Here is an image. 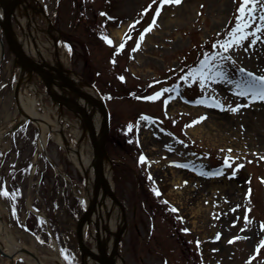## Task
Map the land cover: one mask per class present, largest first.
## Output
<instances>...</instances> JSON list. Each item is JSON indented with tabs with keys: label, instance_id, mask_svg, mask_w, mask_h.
I'll list each match as a JSON object with an SVG mask.
<instances>
[{
	"label": "rangeland",
	"instance_id": "374dc122",
	"mask_svg": "<svg viewBox=\"0 0 264 264\" xmlns=\"http://www.w3.org/2000/svg\"><path fill=\"white\" fill-rule=\"evenodd\" d=\"M38 1L58 30L63 64L96 84L110 112L106 147L112 183L129 220L119 243L125 263L264 264V246L258 247L264 240V100L253 99L252 92L240 94L247 72L264 75V39L252 43L250 36L227 53L216 44L230 39L242 0ZM29 7L48 28L40 9ZM262 10L264 0H258L256 11ZM255 23L264 21L257 15ZM14 26L20 36V25ZM40 33L53 50L49 34ZM216 53L233 59L221 62ZM206 54L213 78L181 79ZM11 60L7 51L1 76L9 74ZM16 72L3 78L6 87L0 90V188L12 193L0 195V218L16 243L45 264L57 263L56 252L66 264V254L72 264H81L73 228L87 179L49 130L42 148L35 122L24 120L5 133L20 117L13 97ZM161 88L167 91L157 99H145ZM32 99L39 113L56 119L50 98ZM60 120L69 143L77 144L74 126ZM180 161H193L198 171L179 170ZM208 168L215 169L208 189L195 195L192 184L183 193V180L192 177L191 184L198 178L200 185V170ZM94 228L89 222L90 241ZM0 264L38 263L28 254L12 260L0 253Z\"/></svg>",
	"mask_w": 264,
	"mask_h": 264
},
{
	"label": "water",
	"instance_id": "95a60500",
	"mask_svg": "<svg viewBox=\"0 0 264 264\" xmlns=\"http://www.w3.org/2000/svg\"><path fill=\"white\" fill-rule=\"evenodd\" d=\"M22 2L23 0H4L3 13L0 17L2 32V34L0 33V64L4 59L6 43L9 50L14 54L16 63L21 67V72L15 86V99L20 112L25 117L31 120L36 119L21 107L19 94L21 84L25 74H27L28 78H32L33 75H38L43 80L45 94L50 97L58 110L63 113L64 108H66L74 114V117L79 123L78 127L81 130L78 141L86 140L91 145L98 185L86 198L83 207L76 215L74 224L82 264H85L87 259L96 264H117L116 256L120 257L122 264H126L124 258L119 254V243L128 229L126 208L116 195L113 186L110 185L106 176V165L107 163H112V159L106 149V141L110 131V114L108 108L94 83L62 64L56 39L54 43L56 54L54 60L35 58L16 41L14 38L13 19L20 23L16 15V10L21 8ZM29 5L34 9V5ZM39 7L49 22V31L52 34V30L56 28L52 23L51 17H49L41 4H39ZM25 11L28 16L26 6ZM96 111L102 115L104 121V132L101 137L98 136L94 126V114ZM21 122L19 121L13 128L19 126ZM106 192L110 193L114 204L118 206L123 218V225L115 234L109 253L102 244L99 245V250H96L92 245L90 246L88 244L85 237V226L92 221V212L99 205L100 200ZM21 250L34 256L36 259L38 258L35 253L27 248H21ZM0 252L7 257L13 258L12 253L5 252L1 247Z\"/></svg>",
	"mask_w": 264,
	"mask_h": 264
},
{
	"label": "bare ground",
	"instance_id": "6f19581e",
	"mask_svg": "<svg viewBox=\"0 0 264 264\" xmlns=\"http://www.w3.org/2000/svg\"><path fill=\"white\" fill-rule=\"evenodd\" d=\"M1 1H0V17L3 13V8H4V0ZM34 1L35 0L23 1L22 7L16 10V14L19 15V17L18 16L17 17L22 24L23 36L15 39L16 41H18V43H20L26 49H28V51L32 55L38 56L40 58L54 59L56 55L55 52L50 48V46L42 42L40 32L48 33L49 34L48 37L52 38V40H49V42L52 44H53V39L56 37V33L55 32H53L52 34L49 33L47 28L41 27L40 24L37 23V21H35L33 15L29 17L27 16L29 18L27 19L26 11L25 13H23L24 7L25 6L27 7V4L29 5L31 2ZM32 98L33 97H30L29 99L25 100V102H23V107L29 113L33 115L41 116L43 118L40 121V124L42 126V142H41L43 143L42 145H44L46 142V135H45L46 132L48 130L51 131L54 140H56L64 147V149L67 151L68 157L71 160V162L87 179L85 192L84 195H82L84 199H86L98 185L94 156L91 145L86 140L79 141L77 144H70L69 142H67L68 135L65 131L64 128L65 126L60 125L58 119H54V118L51 119L48 113L46 114L39 113L36 110V102ZM51 113H53V111H51ZM94 126L96 128L98 136L101 137L104 132V121L102 115L98 111H96V113L94 114ZM72 131L77 138L81 134V130L79 129V127L74 126L72 128ZM106 176L108 178L110 185L113 186L111 167L106 169ZM211 181L212 180H210V182ZM179 183H181V181H179ZM178 193L180 194L181 192ZM91 220L95 224V228L90 238L91 242L93 243V247L96 250H99V245L102 244L104 247H106V250L109 253L113 245L115 234L123 225L122 215L119 209L117 208V206L114 204L109 192H106V194H104V196L99 202V205L92 212ZM86 229H88L87 225H86ZM2 238L6 239V243L2 241ZM86 238L88 239L87 230H86ZM16 242L17 241H15V239L13 238V235L8 234V230L4 225V221L0 218V245L4 246L6 250L5 252L14 253L13 254L14 257L18 256L19 254H26V252H22L18 250L21 246ZM53 258L55 261H57L56 264H66L62 260V257L60 256L59 252H56V254L53 255ZM116 263L121 264L119 256H116ZM40 264H45V263L42 262V260L40 259ZM85 264H96V263L87 259V262Z\"/></svg>",
	"mask_w": 264,
	"mask_h": 264
},
{
	"label": "snow or ice",
	"instance_id": "6c2138e0",
	"mask_svg": "<svg viewBox=\"0 0 264 264\" xmlns=\"http://www.w3.org/2000/svg\"><path fill=\"white\" fill-rule=\"evenodd\" d=\"M180 3L181 0H161V3ZM151 5H149L150 7ZM258 6V0H242V2L239 4V7L237 11L240 13L236 17V23L234 28L228 32V36L230 39H225L223 43L221 44V41L217 40L216 44H220L223 48L224 52L227 53V49L230 48L232 45H242V43L245 40H248L250 36L254 37L252 40V43H255L258 40L264 39V23L256 24L255 20L257 15L259 16L260 21H264V10L261 11V13H257L256 9ZM147 9H145L146 11ZM161 9L157 7L155 9L156 14L158 15L160 13ZM106 15V14H105ZM155 23V17L153 18V23L149 24L145 29L144 32H147ZM144 32L140 33V39H143ZM107 39V37H105ZM108 43L111 44L112 41L108 40ZM124 47L123 44L117 48V51L122 49ZM137 47H139V41H137ZM215 59L223 62L225 59L232 60L233 57L230 55L228 56H222L220 53L215 54ZM241 71L247 72L245 69H241ZM215 72L214 66L209 63V57L206 54L204 56V59L200 61V64L198 67H194L189 71L188 77H181V79H188L191 77H199L201 81H205L209 78H213V73ZM215 75H223L221 72L215 73ZM247 75L249 79L244 82L243 87L246 89V91H242L241 95H247L248 92L253 93V99H262L264 100V75H261L259 77L256 76L255 73L247 72ZM121 80L124 79L123 76L120 77ZM166 89L161 88L159 92L154 93L151 96L145 97V99L148 100H155L157 97L161 94L166 92ZM222 107V105H220ZM233 111H236L238 109L233 108ZM206 117H199V119H204ZM197 121H193L192 123H196ZM231 151V149H229ZM146 157L143 155L140 156V160H145ZM235 175V173H233ZM15 190H13L14 192ZM0 195H3L5 197H8L12 195L7 188H0ZM157 195H159V192L157 190ZM247 219V217H245ZM184 231H188V229H184ZM259 246H264V240H261L259 242ZM66 251V250H62ZM65 259L69 262V264H72L73 257L70 255H65Z\"/></svg>",
	"mask_w": 264,
	"mask_h": 264
},
{
	"label": "flooded vegetation",
	"instance_id": "af4514ba",
	"mask_svg": "<svg viewBox=\"0 0 264 264\" xmlns=\"http://www.w3.org/2000/svg\"><path fill=\"white\" fill-rule=\"evenodd\" d=\"M181 162L182 161H180L179 162L180 165L177 166V167H180L179 170L183 169V171H185V172H191L192 171L191 169L197 170V167L195 166V163L193 161H186L185 163H181ZM200 171H201L199 173L201 175V177L199 178V179H201L200 180L201 181L200 185L197 182L198 178H193L195 180H193L192 183L190 184V181H191L192 177L188 176V178H186V180L185 179L183 180V184L182 185H183V188H184V191H185L183 193H187V191H188V187L187 186L188 185L190 186L192 184H193V186H194V184L197 185L196 188L193 189V190H195V195H198V193L208 189V185H209L208 181L211 180L210 177H209V169H201ZM205 182H208V183L205 184Z\"/></svg>",
	"mask_w": 264,
	"mask_h": 264
}]
</instances>
